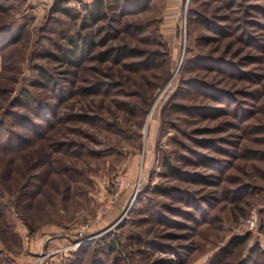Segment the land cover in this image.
Returning a JSON list of instances; mask_svg holds the SVG:
<instances>
[{"label":"rangeland","instance_id":"374dc122","mask_svg":"<svg viewBox=\"0 0 264 264\" xmlns=\"http://www.w3.org/2000/svg\"><path fill=\"white\" fill-rule=\"evenodd\" d=\"M94 1L0 0V264H264V0Z\"/></svg>","mask_w":264,"mask_h":264},{"label":"trees","instance_id":"16d2710c","mask_svg":"<svg viewBox=\"0 0 264 264\" xmlns=\"http://www.w3.org/2000/svg\"><path fill=\"white\" fill-rule=\"evenodd\" d=\"M102 0H95L89 9L88 21L94 23L101 19L102 17ZM4 26V25H3ZM3 26L0 25V40H2L3 45L16 41L19 38V33L13 34L11 31L4 29ZM68 46L60 47V52L58 55H55L57 60L61 61H69L74 62L76 60L85 58V56L89 55L94 47L95 42L93 41V36L90 33L79 34L77 37H71L68 40ZM1 48V47H0ZM126 49H128L126 45H119L110 47L106 51L97 52L94 57H97L101 60L110 57L111 54L114 57V60L120 61L127 54ZM40 77L44 78L47 81L53 80L52 76L43 68H39ZM211 108H205V113L209 112ZM213 109V108H212ZM203 111V109H202ZM206 115V114H204ZM2 122H0V132L2 127ZM11 133V132H10ZM1 134V133H0ZM12 134V133H11ZM12 136V135H11ZM6 142V141H5ZM11 143V141L9 142ZM1 145V140H0ZM2 146V145H1ZM165 165L169 168V171L174 174L175 169L171 166V164L165 160Z\"/></svg>","mask_w":264,"mask_h":264},{"label":"built area","instance_id":"2783aa9c","mask_svg":"<svg viewBox=\"0 0 264 264\" xmlns=\"http://www.w3.org/2000/svg\"><path fill=\"white\" fill-rule=\"evenodd\" d=\"M74 3H78L79 1L83 2V3H88L91 2L92 0H77L78 2H75L74 0H72Z\"/></svg>","mask_w":264,"mask_h":264}]
</instances>
